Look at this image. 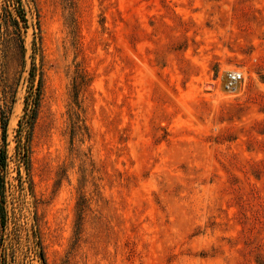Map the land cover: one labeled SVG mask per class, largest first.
<instances>
[{"label": "rangeland", "instance_id": "374dc122", "mask_svg": "<svg viewBox=\"0 0 264 264\" xmlns=\"http://www.w3.org/2000/svg\"><path fill=\"white\" fill-rule=\"evenodd\" d=\"M0 43V264H264V0H0Z\"/></svg>", "mask_w": 264, "mask_h": 264}, {"label": "trees", "instance_id": "16d2710c", "mask_svg": "<svg viewBox=\"0 0 264 264\" xmlns=\"http://www.w3.org/2000/svg\"><path fill=\"white\" fill-rule=\"evenodd\" d=\"M17 17L19 19H17ZM17 17L13 14L12 17L8 20L7 24L14 28V30L20 31L21 22H25L24 13H18ZM1 44V43H0ZM75 91H78L79 85L75 84ZM39 89V88H38ZM12 112V107L7 95V91L4 89L0 90V221L1 225L7 226L11 220L9 209H8V189L12 188L13 185L10 184L8 180L9 168H10V155H9V122ZM37 112V101L34 105H27V112L21 121L20 127L26 128L28 134H30V129L33 125ZM25 119V121H24ZM29 139V135H28ZM16 160L18 161V177L20 183L23 184V173L22 167L25 168L26 173H29L30 158H29V145L28 140L26 144H22V141H19L16 145ZM36 237V243L39 248V256L44 259V253L41 247V243Z\"/></svg>", "mask_w": 264, "mask_h": 264}, {"label": "built area", "instance_id": "2783aa9c", "mask_svg": "<svg viewBox=\"0 0 264 264\" xmlns=\"http://www.w3.org/2000/svg\"><path fill=\"white\" fill-rule=\"evenodd\" d=\"M230 78L232 81H239V80H242L243 74L239 71H232L230 73Z\"/></svg>", "mask_w": 264, "mask_h": 264}]
</instances>
